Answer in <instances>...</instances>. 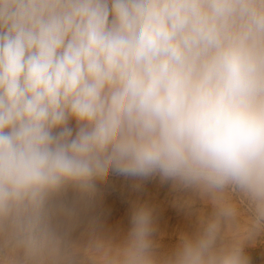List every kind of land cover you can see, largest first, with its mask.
<instances>
[{
    "label": "clouds",
    "instance_id": "clouds-1",
    "mask_svg": "<svg viewBox=\"0 0 264 264\" xmlns=\"http://www.w3.org/2000/svg\"><path fill=\"white\" fill-rule=\"evenodd\" d=\"M114 173L212 211L74 239ZM262 232L264 0H0V264H251Z\"/></svg>",
    "mask_w": 264,
    "mask_h": 264
},
{
    "label": "rangeland",
    "instance_id": "rangeland-1",
    "mask_svg": "<svg viewBox=\"0 0 264 264\" xmlns=\"http://www.w3.org/2000/svg\"><path fill=\"white\" fill-rule=\"evenodd\" d=\"M67 199L70 201L75 199V194L69 191ZM137 204H147L153 211L154 221L158 220L157 218H161V215L165 219L171 218L173 222L176 220L171 230H169L170 227H165L166 231L165 228L163 229V225L160 228L155 227L156 240L159 241V244L161 241L162 246L164 245L166 248H161V251L174 246L177 243L175 241H178V236L181 233L194 232L199 227L201 215L207 216L212 211L211 205L206 204L198 196L177 191L173 188L170 181H162L159 176L140 180L123 177L114 173L110 175L107 182L97 183L96 195L86 206L82 207L80 221L74 229L72 237L74 239L86 238L87 229L90 224H93L99 231H101L104 225L105 227L107 226L106 228L104 227L105 230L107 229V232L109 228L113 227L111 228L112 231L109 230V233L112 234L107 233L104 228L102 233H107L108 235L106 236L112 238L115 236V240H118L117 238L121 239L130 227L127 221L130 219L132 207ZM131 205L132 207H130ZM109 220H111V223ZM123 220H126V222H123ZM121 222L124 225L120 226ZM116 223L117 225L121 223L120 227H114L113 225ZM124 228L125 232L123 231ZM163 241L165 242L163 243ZM245 251L250 257L251 264H264V232L256 237L254 244L249 242L246 245Z\"/></svg>",
    "mask_w": 264,
    "mask_h": 264
},
{
    "label": "bare ground",
    "instance_id": "bare-ground-1",
    "mask_svg": "<svg viewBox=\"0 0 264 264\" xmlns=\"http://www.w3.org/2000/svg\"><path fill=\"white\" fill-rule=\"evenodd\" d=\"M72 126L75 127V122H74V121L72 122ZM135 203H136V202H135ZM130 207H132V205H131ZM132 208H133V207H132ZM128 210H129V209H128ZM204 213H205V212H204ZM126 214H127V213H126ZM129 214H130V213H129ZM156 214H157V213H156ZM159 214H160V213H159ZM184 215H185V214H184ZM198 215H199V214H198ZM125 216H126V215H125ZM113 217H114V216H113ZM126 217H127V216H126ZM159 217H160V216H159ZM162 218H163V219H162ZM174 218H175V217H174ZM174 218H173V219H174ZM191 218H192V217H191ZM157 219H158V220H155V221L153 220V221H154V225H155V227H159V228H160V227H162V225H163V226H164L163 229H164L165 227H167V228L170 227L169 230H171L173 223H175V221H176V220H175V221L173 222V220H172L171 218H167V219H165V218L163 217V215H161V218H157ZM178 219H179V218H178ZM129 220H130V219H129ZM129 220H128L127 222L130 224V221H129ZM186 220H187V219H186ZM109 221H110V223H111V220H109ZM112 221H113V220H112ZM118 221H119V220H118ZM124 221L126 222V220H123V222H124ZM180 221H181V220H180ZM184 221H185V220H184ZM196 221H197V220H196ZM106 222H107V221H106ZM93 223H94V222H93ZM110 223H109V224H110ZM113 223H114V222H113ZM121 223H122V222H121ZM121 223H120V224H121ZM185 223H186V221H185ZM198 223H199V222H198ZM104 224H106V223H104ZM109 224H108V225H109ZM120 224L117 225V223H116V224H114L113 226H114V227L116 226V228H117V226H119ZM129 224H128V225H129ZM91 225H93V224H91ZM101 225H103V224H101ZM122 225H124V224L122 223L120 226H122ZM110 226H112V225H110ZM110 226H109V227H110ZM120 226H119V227H120ZM125 226H126V225H125ZM125 226H123V227H125ZM129 226H130V225H129ZM100 227H101V226H100ZM102 227H103V226H102ZM104 227H105V225H104ZM104 227H103V228H104ZM106 227H107V226H106ZM106 227H105V228H106ZM127 227H128V226H127ZM127 227H126V229H127ZM103 228L101 229V232H103ZM105 228H104V230H105ZM111 228H113V227H111ZM111 228H109V230H111ZM163 229H162V230H163ZM165 229H166V228H165ZM106 230H107V229H106ZM106 230H105V231H106ZM109 230H108V232H107V231H106V232L109 233ZM124 230H125V228L123 229V231H124ZM111 231H112V230H111ZM121 231H122V230H121ZM166 231H167V229H166ZM117 232H118V231H117ZM124 232H125V231H124ZM126 232H127V231H126ZM107 233H105V235H108ZM119 233H120V232H119ZM190 233H191V232H190ZM109 234H112V233H109ZM123 236H124V235H123ZM123 236H122V237H123ZM113 237L115 238V236H113ZM178 237H179V236H178ZM161 238H163V237H161ZM170 238H171V237H170ZM117 239L119 240L120 238H117ZM118 240H116V241H118ZM160 240H161V239H160ZM158 242H159V241H158ZM164 242H165V241H163V243H164ZM170 242H171V241H170ZM175 242H177V241H175ZM166 243L168 244V242H166ZM171 243H172V242H171ZM167 244H166V246H167ZM172 244H173V243H172ZM160 245H161V248H163V247L165 248L164 245L162 246L161 241H160ZM171 247H173V246H171ZM164 248H163V249H164ZM165 249H166V248H165Z\"/></svg>",
    "mask_w": 264,
    "mask_h": 264
}]
</instances>
